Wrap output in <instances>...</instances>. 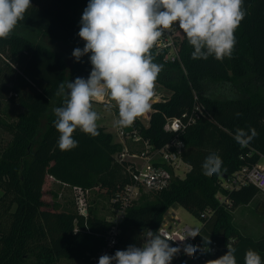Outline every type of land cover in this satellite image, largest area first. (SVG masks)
Segmentation results:
<instances>
[{
    "label": "trees",
    "instance_id": "1",
    "mask_svg": "<svg viewBox=\"0 0 264 264\" xmlns=\"http://www.w3.org/2000/svg\"><path fill=\"white\" fill-rule=\"evenodd\" d=\"M31 3L10 37L0 39V108L8 101L25 109L14 121L0 114V125L12 134L0 147V264H26L31 256L35 264H62V259L79 263L101 249L111 222L90 206L87 225L91 231L75 233V218L84 228V216L78 215L75 202L74 210L62 209L56 201L44 198L47 178L64 185L98 187L112 196L127 182L124 166L114 159L122 144L99 126L98 136L77 130L73 135L78 146L70 151L59 149L53 109L63 105L64 97L56 92L62 82L87 79L92 66L89 54L79 62L73 58L68 69V54L45 42L43 36L61 40L72 50L82 49L79 16L88 0ZM243 7L246 15L235 32L230 59H192L193 48L184 34L178 39L181 61L165 59L166 51L157 52L156 46L150 50L154 62L163 66L156 84L165 90L166 100L153 104L149 122L135 120L141 134L161 147L176 135L164 128L167 116H180L197 100L205 116L181 134L186 142L183 157L192 168L186 176L174 178L168 188L143 193L128 208L117 250L141 246L147 231L158 233L166 212L178 204L203 219L200 235L211 241L205 247L216 243V252L198 250L192 257L201 264L224 255L228 244L237 250V264H244L248 249L264 260V238L243 235L233 224L232 214L237 206L250 203L258 188L246 184L228 190L221 185L241 166L264 156V0H243ZM238 127L255 128L258 135L241 146L233 138ZM211 153H217L223 165L218 174L206 176L202 165ZM119 170L124 174L116 179L114 172ZM220 191L231 200L230 208L218 200ZM208 210L211 215L203 217ZM201 236L189 243L203 248ZM178 256L182 258L179 264L189 257L182 250Z\"/></svg>",
    "mask_w": 264,
    "mask_h": 264
},
{
    "label": "clouds",
    "instance_id": "2",
    "mask_svg": "<svg viewBox=\"0 0 264 264\" xmlns=\"http://www.w3.org/2000/svg\"><path fill=\"white\" fill-rule=\"evenodd\" d=\"M31 6V0H0V39L10 37ZM245 15L243 0H88L78 32L84 47L75 48L72 57L79 62L90 54L92 67L87 79L77 77L58 87L56 95L64 97L63 105L53 109L59 149L70 151L78 146L73 135L77 130L91 137L99 135L101 116L95 103L118 111L113 126L119 129L132 126L138 116L151 110L163 66L154 62L150 50L164 30L178 27L183 32L193 48L192 59L212 56L223 62L232 57L235 32ZM257 135L255 128L238 127L233 138L247 146ZM222 165V158L211 153L202 165L203 173L218 174ZM198 235V228L191 229L176 241L184 243ZM202 240L203 248L184 243L181 249L171 246L169 237L148 230L141 246L129 245L114 255L103 254L98 264H171L181 250L189 257L198 250L208 251L205 244L211 243L209 237ZM236 251L228 244L224 255L206 264H237ZM244 264H264V260L257 251L248 249Z\"/></svg>",
    "mask_w": 264,
    "mask_h": 264
},
{
    "label": "built area",
    "instance_id": "3",
    "mask_svg": "<svg viewBox=\"0 0 264 264\" xmlns=\"http://www.w3.org/2000/svg\"><path fill=\"white\" fill-rule=\"evenodd\" d=\"M177 35L175 29L164 30V35L155 45L157 52L166 51L165 59L167 60L181 61ZM165 100L166 92L164 90L163 92L156 91L152 99V106L155 102ZM152 109L151 107V110L138 116L136 119L141 121L145 119L149 122ZM202 115L205 116V108L197 100L191 110H185L180 116H167L164 128L169 131H174L176 135L161 147L154 146L148 138H145L135 122L130 127L116 129L119 138L118 142L122 144V149L115 153L114 159L117 164L124 166L127 182L121 190L117 191L110 198L112 214L110 217H107V219L111 222V226L104 235V245L96 253L89 254L86 261H80V264H98L101 255H114L117 251L119 237L122 231L121 224L126 216L128 208L138 201L143 193L161 191L168 188L174 178L186 176L192 168V165L183 157V152L186 149V142L181 137V134L184 133L189 126L196 123ZM246 184H253L258 188L259 192H264L263 155H261V159L257 163L243 165L232 175L224 178L221 185L225 189L233 190ZM70 189L75 202V210L78 215L84 216L86 225L84 228L80 227L78 225V218H75L74 232H90L91 230L87 225L90 207V189L80 185L70 186ZM216 196L226 208H230L232 205L231 200L221 191L218 192ZM202 215L203 217H209L211 211L208 210ZM181 220L178 212L173 209L168 218L164 217L163 222L159 226L158 234L173 240L169 241L171 246L183 249L184 243H189L193 238H188L184 243H180L176 240L181 239L188 230L194 228L189 224H183ZM216 250V243H213L209 251L214 253ZM181 259L182 258L177 255L173 258L171 264H179ZM186 260L183 264H185ZM195 260L197 259L193 258V261Z\"/></svg>",
    "mask_w": 264,
    "mask_h": 264
},
{
    "label": "rangeland",
    "instance_id": "4",
    "mask_svg": "<svg viewBox=\"0 0 264 264\" xmlns=\"http://www.w3.org/2000/svg\"><path fill=\"white\" fill-rule=\"evenodd\" d=\"M87 5H85L80 13L79 21H81V17L84 9ZM175 32L178 34V39L181 38L183 32L177 28H175ZM43 39L48 44L64 51L68 54L67 57V66L68 69L71 67L73 62L72 57V47L64 43L61 40L52 39L48 36H43ZM163 88L160 85L155 84V92L161 91L163 92ZM165 91V90H164ZM94 108L96 111L100 113L101 119L98 121L99 126H104L106 131H110L113 135L115 141H118L119 138L117 136L116 127L113 126V122L118 117V111L113 108L111 110H106L102 104L95 103ZM25 109L15 103H11L8 101H3L2 107L0 108V114L3 115L9 121H14L18 119V114ZM143 122H147L143 119ZM11 132L7 131L0 125V147H3L7 144V142L11 139ZM115 178H120L123 172L116 171L114 172ZM110 176V175H109ZM45 193L44 198L49 202L56 201L60 208L62 209H73L74 210V198L70 189V186L64 185L61 182H58L55 179L47 178L45 184ZM53 192L57 193V196L53 195ZM111 196L98 187L90 188L89 193V202L90 206H95L100 215L110 217L112 214V205L110 202ZM173 209H178V214L183 224H189L194 229L198 228L200 230L201 226H203V219L199 216L191 213L188 209L181 205H174L171 207L168 212H166L164 217H169L173 211ZM233 224L241 231V233L245 236L252 237L254 239H262L264 238V192H258V194L253 198V200L248 204H243L237 206L233 210ZM62 264H80L75 260H67L62 259ZM26 264H35V257L31 256ZM185 264H201L199 261H193V258L188 257Z\"/></svg>",
    "mask_w": 264,
    "mask_h": 264
},
{
    "label": "crops",
    "instance_id": "5",
    "mask_svg": "<svg viewBox=\"0 0 264 264\" xmlns=\"http://www.w3.org/2000/svg\"><path fill=\"white\" fill-rule=\"evenodd\" d=\"M178 209H175V211H177ZM178 212V211H177Z\"/></svg>",
    "mask_w": 264,
    "mask_h": 264
}]
</instances>
